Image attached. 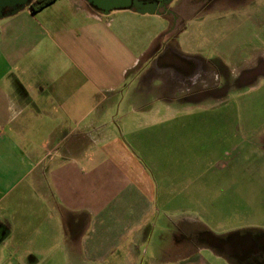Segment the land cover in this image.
I'll return each mask as SVG.
<instances>
[{
    "label": "crops",
    "instance_id": "1",
    "mask_svg": "<svg viewBox=\"0 0 264 264\" xmlns=\"http://www.w3.org/2000/svg\"><path fill=\"white\" fill-rule=\"evenodd\" d=\"M133 18L137 25L154 21L142 42L129 41L138 31L136 25L131 31ZM167 28L161 14L126 9L104 16L84 0H54L0 20V264H10L11 256L25 264L26 255L51 249H65L67 264H137L156 205L174 212L168 222L173 238L186 230L211 233L176 212L181 199L172 203L169 192L196 193L192 202L200 206V193H211V208L225 210L217 221L238 225L220 228L219 239L254 244L252 234H258L264 244V115L249 118L264 106L253 108L244 97L221 109L225 94L203 92L204 61L177 53L175 41L173 55H152ZM258 53L264 49L251 56ZM157 85L167 90H154ZM211 108L228 115L202 121L178 114ZM202 129L209 130V143L202 142ZM125 140L168 150L176 140H192L194 176L180 171L187 153L178 146L161 166L175 173L159 174L155 187ZM233 232L237 239L228 237ZM201 248L168 258L207 264ZM209 249L222 264H234L230 251Z\"/></svg>",
    "mask_w": 264,
    "mask_h": 264
},
{
    "label": "rangeland",
    "instance_id": "2",
    "mask_svg": "<svg viewBox=\"0 0 264 264\" xmlns=\"http://www.w3.org/2000/svg\"><path fill=\"white\" fill-rule=\"evenodd\" d=\"M259 3V9H247L242 11H235L230 13H225V11H214L205 12L206 14L198 15L196 19L188 22L184 28L182 34L177 36L174 41L176 43V52L183 55H193L201 58L205 64H207L209 69V74L211 75L208 78L203 79V84H207V87L213 90L212 93L216 90L220 95L223 96L224 100L219 104L221 109H225L226 106L231 107L232 105H239L242 103V99L250 100V103H253L254 107L261 105L264 106V79H255L250 84L255 85L254 91L249 94H244L245 96L238 95L237 93H242L246 91V85L241 83H236L235 79L229 77H235L236 73L240 71L241 68L252 67V62H247L244 64L243 59L250 57L255 50L264 49V0H256ZM132 27L131 31L135 34V29L138 30L134 38L129 41L137 43L136 37L139 42H142L141 35H147L150 31V28L154 26V21L148 20L145 22L138 23V20L131 19ZM135 28L134 29V27ZM142 25V26H140ZM130 32V31H129ZM132 33V32H131ZM175 48V47H174ZM250 67V68H251ZM221 69L227 71L228 79H224ZM203 86V85H202ZM238 86H240L238 88ZM244 86V87H243ZM238 89H230V88ZM243 87V88H242ZM163 89L167 90L166 86H154V90L160 91ZM229 89V90H228ZM228 90V91H227ZM227 91V92H225ZM168 92V91H166ZM184 92V90H180ZM221 92V93H220ZM178 94V92H175ZM244 93V92H243ZM219 96V98L222 96ZM240 96V97H239ZM264 110L258 111L257 113H249V118H259L264 115ZM187 120L198 119V120H222L225 119L224 115H228L221 110L216 111V108L205 110H198L192 113H178ZM238 117L241 118L242 113H237ZM202 142L209 143V130H201ZM123 141V139H122ZM124 144L128 148V152L136 157L146 168L149 170L150 174L153 177L155 187L159 174H168L172 176L173 168L167 169V167L162 171L161 166L163 165V158L169 156L170 153L177 152L178 146L184 149V153H187L185 167H180V171L186 173V178L194 176L191 175L192 172L196 171L193 168L195 164L193 157L188 156L190 152L196 151L197 148H192V140H184L182 143L180 141H175L173 144H167L169 150L165 145L160 143H155L151 145H146L145 149L143 146L135 147L131 143L124 141ZM146 156H150V160H147ZM191 158V159H190ZM191 160V161H190ZM202 161V170L209 172L206 163ZM152 164V165H151ZM188 165V166H187ZM206 166V167H205ZM204 187V186H203ZM169 199L172 203L178 201V198L181 199V207L178 211L179 214L186 215V217L194 219L196 222L211 233L215 235L224 234L220 228H232L238 225H224L217 221L218 214L222 215L224 209L211 208L209 198L211 193L201 192L202 194V206L195 205L192 202V197H195L196 193H167ZM161 193L158 192L157 196L161 198ZM205 203L207 206L204 207ZM202 208V212L200 209ZM154 221L152 223V229L149 234L148 239L142 243L140 247V255L137 264H174V262L169 260L168 257L173 255H181L183 253L189 252V247H185L183 244L178 242H183L180 239V234L170 232L168 222L173 218L174 212L171 210H164L160 208V205L154 207ZM210 210L213 220L210 219ZM224 211V212H223ZM204 215L206 217H204ZM199 225V224H198ZM199 225V226H200ZM240 226V225H239ZM229 232V229H226ZM49 241L42 240V244H46ZM65 249H51L50 251L43 250L42 254L38 255H26L23 259L25 264H67L65 258ZM199 254L205 259L207 264H222L224 261L219 257L215 256L209 249V247H202ZM10 264L21 263V256H11Z\"/></svg>",
    "mask_w": 264,
    "mask_h": 264
},
{
    "label": "flooded vegetation",
    "instance_id": "3",
    "mask_svg": "<svg viewBox=\"0 0 264 264\" xmlns=\"http://www.w3.org/2000/svg\"><path fill=\"white\" fill-rule=\"evenodd\" d=\"M166 9L159 8L161 15L167 18L168 28H167V36L162 40L159 44H157V48L152 51V55H160L167 56L169 54L173 55L171 43H173L177 34H181L186 27V24L190 22L193 17L195 19L198 15H202L205 12L210 11H225V13H232L235 11L247 10L249 8L259 9V3L256 0H172L170 3L165 5ZM252 60L254 63L252 67L241 68L240 71L237 72L235 77L236 83H241L243 81L244 75L253 67L260 64L264 61V55L256 54L255 56H250L248 58L243 59ZM250 61V62H252ZM222 75L224 79H228V74L225 69H221ZM200 78L203 82V79H207L209 74V69L206 64H202L200 71ZM262 78V77H261ZM203 92L209 91L207 84H203ZM180 234V239L183 241L186 247H189L190 250L200 248V247H209L210 239L208 232L205 229L202 230H186L182 231ZM245 235V234H244ZM252 240L256 245L257 249L259 247H264V244H261V236L258 234H252ZM227 239L223 240V243L219 244L218 247L213 248L216 252L226 254L228 251L232 253L231 259L234 264H264V251H259L256 254H252L250 257H246L248 243L245 242V239L240 242L233 243ZM235 246L237 250L233 252L230 247ZM222 250V252H220ZM226 252V253H225Z\"/></svg>",
    "mask_w": 264,
    "mask_h": 264
},
{
    "label": "water",
    "instance_id": "4",
    "mask_svg": "<svg viewBox=\"0 0 264 264\" xmlns=\"http://www.w3.org/2000/svg\"><path fill=\"white\" fill-rule=\"evenodd\" d=\"M33 0H0V20L12 15H15L19 11L26 7H29ZM85 3L94 11L100 15H108L115 10L133 9L137 13L148 14H161L159 8H165V5L172 0H84ZM264 78V61L250 69L243 78L242 85H249L252 81L259 78ZM210 239L209 247L216 248L219 244L223 243V240L219 239L216 235L208 233ZM229 238L238 237V233H230ZM233 242H240L235 240ZM248 252L246 257H250L252 254H256L258 251L255 245L248 240ZM251 242V243H250ZM235 250L236 247H230ZM264 251L263 248L259 249ZM222 251V250H221Z\"/></svg>",
    "mask_w": 264,
    "mask_h": 264
},
{
    "label": "trees",
    "instance_id": "5",
    "mask_svg": "<svg viewBox=\"0 0 264 264\" xmlns=\"http://www.w3.org/2000/svg\"><path fill=\"white\" fill-rule=\"evenodd\" d=\"M54 0H33L30 5L29 9L31 12H36L37 10L42 9L43 7L49 5L52 3Z\"/></svg>",
    "mask_w": 264,
    "mask_h": 264
}]
</instances>
